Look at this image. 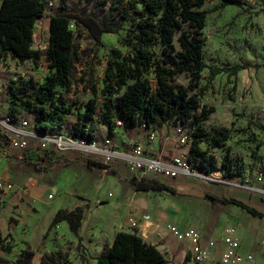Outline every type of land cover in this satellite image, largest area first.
<instances>
[{"label":"rangeland","instance_id":"374dc122","mask_svg":"<svg viewBox=\"0 0 264 264\" xmlns=\"http://www.w3.org/2000/svg\"><path fill=\"white\" fill-rule=\"evenodd\" d=\"M243 2L242 6H237L223 5L220 0H207L203 6L209 12L203 30V36L206 38L204 60L208 67L202 72L201 89L191 93H197L202 105L215 109L204 121L203 126L206 130L226 127L243 129L247 133L233 135L223 147L208 150V154L213 155L217 161V167L212 173L199 171L195 160L191 161L197 173L192 174L195 176L192 178V185L187 190H180L179 194L174 196L176 200L185 203L190 222L201 232L203 244L213 251V259L209 264H221L222 225L232 223L236 227L244 228L249 225V220L235 208L237 206L212 204L206 193L214 191L219 196H244L248 201L251 200L250 193L240 194L236 189L235 191L232 189L231 184L218 186L208 183L205 179L216 176L232 183L238 182L249 186L261 184L264 188V180H258L259 173L264 174V13L261 12L264 8V0H243ZM61 5L68 10H83L97 20L114 18L118 21L121 20L120 14L126 12L129 0H54V7L48 9L46 15L37 21L34 48L43 52L46 50L49 40V16ZM71 27L75 31L77 56L72 67V89L64 97L68 103L81 107L93 99L101 103L104 98H108L106 85L111 60L119 54L124 55L133 45L128 36L131 22H125L124 28L118 32L102 33L99 41L85 25H76L73 20ZM237 63L241 65L249 63L251 67L241 69L232 77L221 73L209 83L210 66L223 67ZM34 65L39 71L34 69ZM47 70L48 62L44 53L36 63L32 59L21 60L6 54L0 67L1 113L13 115L16 120L26 119L31 126L34 113L22 108L14 92H18L25 82L38 81ZM177 81L187 85L189 78L182 75ZM19 96L26 98L24 93H19ZM117 96L113 95V97ZM198 112L200 111H193L187 125L179 122H158L155 128L166 136H173L180 126L184 131H190L191 122ZM75 121V115H69L59 132L72 134V125ZM86 122L89 125L97 124V121ZM173 130L175 131L172 133ZM248 135L253 136L254 141H248ZM239 141L242 143L239 144ZM28 143L38 145V142L32 138ZM188 145L190 148L191 139ZM199 148L205 150L207 144L201 142ZM6 150L7 153H3L2 157L10 162L13 176L17 174L38 179L40 175L38 173L41 172L23 162L21 149L8 145ZM58 153L67 154L62 162L67 165L73 164L78 171L84 169L82 162L88 156L108 163L115 159L121 160L118 157L103 158L75 149ZM71 154L77 157H71ZM226 154L233 159L235 169L243 171L242 176L224 177L221 167ZM217 170H220L219 174ZM124 175L120 172V179ZM135 175L140 178L139 174ZM164 178L166 177H160V180ZM15 180L19 182L18 179ZM171 181V179L167 180V182ZM238 189L242 190V188ZM70 203L65 198L66 210L70 207ZM103 203L104 201H99L96 207L101 209L100 205L103 207ZM251 204L259 205L257 201H252ZM47 207L46 204L34 199L22 202L13 195L0 200V234L4 237L10 234L11 237L7 236L5 242L13 246L11 254L0 250V264H19L18 257L24 248L35 251L31 264H96L98 256L105 250L101 248L103 234H95L91 230L90 223L91 214L99 210H94L92 204L86 210L82 228L78 234H75L69 229L66 221L50 226L53 217L52 211ZM259 264H264L262 259Z\"/></svg>","mask_w":264,"mask_h":264},{"label":"trees","instance_id":"16d2710c","mask_svg":"<svg viewBox=\"0 0 264 264\" xmlns=\"http://www.w3.org/2000/svg\"><path fill=\"white\" fill-rule=\"evenodd\" d=\"M47 1L1 0L0 3V64L6 54L21 60L32 59L36 63L44 53L48 62L47 72L38 81L25 82L18 92H14L22 108L34 113L32 130L44 134L59 132L67 117L74 114L73 134L90 140L94 138L95 128L87 124V120L105 125L112 135L116 120H122L127 128L143 123L155 127L158 122L187 125L193 111H200L191 122V145L187 158L190 163L195 160L196 167L207 174L217 167L215 157L208 154V150L223 147L233 135H246L243 129L206 130L204 121L215 109L202 105L197 93H191L201 89L202 72L208 67L204 60L206 38L203 36L209 13L203 8L207 0H129L126 12L120 14L121 20L118 21L114 18L97 20L83 10H68L61 5L49 16V40L43 52L33 44L37 21L46 15ZM220 1L223 5L242 6L244 3L243 0ZM261 12L264 13V8ZM73 20L76 25H85L98 41L102 33L118 32L124 28L125 22H131L128 36L133 45L124 55L119 54L111 60L106 85L108 98L101 103L93 99L81 107L68 103L64 97L72 89V67L77 56L75 31L71 27ZM33 67L39 71L35 65ZM249 67V63L210 66L209 83L221 73L232 77ZM182 75L189 78L187 85L177 81ZM19 93H24L26 98H21ZM247 140L254 141V137L248 135ZM201 142L207 144V149L199 148ZM10 143L11 136L0 128V152ZM52 153L54 161L61 157L54 150ZM46 155L43 156L38 146L29 143L22 150L24 163L36 170H41L48 162L53 163ZM86 163L90 168L108 167L106 162L90 158ZM221 169L226 178L243 175L242 170L235 169L229 154L222 161ZM135 185L139 190H172L165 182L147 177L136 180ZM214 199L239 206L253 215H263L233 197ZM85 212L84 206L60 209L50 226L66 221L69 229L78 234ZM7 236L11 237L10 234ZM7 236L0 234V250L11 254L13 246L5 242ZM34 256V250L24 248L18 263L31 264ZM96 264L172 263L155 245L146 242L133 230L119 231L112 245L98 256Z\"/></svg>","mask_w":264,"mask_h":264},{"label":"crops","instance_id":"0c3cea01","mask_svg":"<svg viewBox=\"0 0 264 264\" xmlns=\"http://www.w3.org/2000/svg\"><path fill=\"white\" fill-rule=\"evenodd\" d=\"M90 126L95 128L94 138L102 142L104 138L109 136L113 142L112 147L115 149L128 150L129 146L125 141L134 139L143 142L147 154L161 152L165 158H173L179 155L185 156L189 154L190 151L188 144L180 145L174 141L176 139L175 130L172 131V133L175 131V134L169 136L170 140H166L167 136L160 133L152 126L151 128L157 133V139L151 141L150 139L143 138L141 126L128 128L125 126H115L112 135L105 125L98 122ZM53 150L54 149H50L46 152H42L43 156L47 153L46 156L49 157L48 161L53 160V163L45 162L46 164L42 166V169L38 170L41 172L38 173L40 174L38 175V179L33 176L23 177L17 174L13 176L12 171H10V162L2 157L4 152L1 151L0 177L4 180L14 182L15 188L18 189V191L10 193L7 196L13 195L17 200L22 202H29L32 199L42 202L48 206V210L50 209L52 211V217L55 216L58 210L66 209L65 198L71 202L67 210H72L77 206H84L87 210L92 204L95 210L98 209V207H96L98 202L104 201V206L102 207V205H100L101 209L91 214L92 221L90 223L92 227L91 230L94 231L95 234H103L101 244L102 250L112 245L119 231L132 232L136 230L129 225V219L134 218L144 224L146 235H141L143 239L155 245L172 264L173 262L182 264L184 260L188 259V242H181L174 238L168 232L167 225L174 224L181 229L194 228L190 222L191 219L190 216H188L185 203L181 200H176L174 197L179 194L178 192L180 190L182 191L190 188L192 185V178H195L194 175H178L173 178L166 177L161 180L170 186L172 190H139L136 188L135 181L140 180V178L130 171L128 165L124 161L115 159L110 163L106 162L108 164L107 168H90L85 161L88 158H94L88 156L84 162H82L84 169L78 171L73 164L67 165V163L65 164L62 162L67 154L56 152V154L61 155V157L54 161ZM71 157L77 156L71 154ZM21 159L23 158L21 157ZM220 170H217L218 174ZM120 172L125 174L121 179ZM212 172L213 171H211V173ZM188 176H190L189 179H187ZM15 179H18L19 182ZM158 179L160 180V178ZM168 179L172 181L167 182ZM206 180L208 183H213L218 186H229L231 184L232 189L234 191L236 189L240 194H245V192L250 193L249 198L251 201L245 199L244 196H219L214 191L207 192L206 195L214 205L221 203L231 206L233 204L223 203L214 198L233 197L263 213L261 216L253 215L239 206H237L238 208L235 207L243 213L242 215L244 218L249 220L248 226H244V228L241 226L236 227L240 240L239 251L252 254L254 256V264H259L260 259L264 262V188L262 185L257 184L249 186L238 182L232 183L216 176H210L205 179V181ZM23 188H26L25 191H23ZM238 188H242V190ZM165 193H168V195ZM257 198H259V200ZM53 201L56 202L54 203ZM252 201H257L259 205L251 204ZM145 215H150V222L143 219ZM83 223L84 219L82 221V226ZM225 225L226 224L222 225L220 228L221 231ZM221 243L220 247L223 248L222 238Z\"/></svg>","mask_w":264,"mask_h":264},{"label":"built area","instance_id":"2783aa9c","mask_svg":"<svg viewBox=\"0 0 264 264\" xmlns=\"http://www.w3.org/2000/svg\"><path fill=\"white\" fill-rule=\"evenodd\" d=\"M54 7V0H48L46 12ZM117 126H124L122 120H116ZM0 128L5 130L11 136L10 146L23 150L30 138L38 142V148L42 152L50 149L56 152H64L68 149L85 151L95 156L110 158L118 157L123 160L134 174H139L140 179L151 177L158 179L160 177L173 178L178 175L197 174L188 158L179 155L173 158H165L162 153L147 154L143 142L128 139L125 143L129 146L128 150H119L112 147V139L108 136L99 142L96 138L82 139L76 135L65 134L62 132L40 133L30 128L26 119L16 120L13 115H3L0 111ZM143 138L155 141L157 133L151 126L143 123L141 125ZM190 131H184L180 126L176 129L175 140L180 145H187L190 142ZM166 140H170L167 136ZM7 153L5 149L3 151ZM199 171L203 172L199 169ZM258 180H264V174L259 173ZM14 182L4 180L0 177V200L8 194L18 191ZM26 188H23L25 191ZM22 191V190H21ZM143 219L150 222V215L143 216ZM131 228H135L139 235H146L144 224L134 218L129 219ZM168 232L181 242H188V259L182 264H209L213 259V251L203 244L201 233L195 228L181 229L174 224L167 225ZM223 249L220 254L221 264H254V256L250 253L239 251L240 240L236 226L226 224L221 231Z\"/></svg>","mask_w":264,"mask_h":264}]
</instances>
